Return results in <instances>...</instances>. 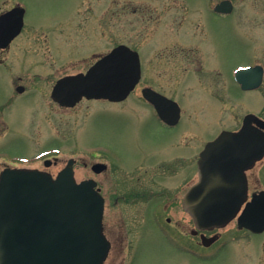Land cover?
Returning <instances> with one entry per match:
<instances>
[{
  "label": "rangeland",
  "instance_id": "374dc122",
  "mask_svg": "<svg viewBox=\"0 0 264 264\" xmlns=\"http://www.w3.org/2000/svg\"><path fill=\"white\" fill-rule=\"evenodd\" d=\"M196 1L201 0H0V12L17 2L26 11L24 34L9 50L0 52V97L10 87V76L29 81V99L41 96V103L36 98L22 100L9 108L7 117L0 114V168L12 164L56 175L73 159L78 181L97 179L108 204L104 224L112 241L104 264H264V233L238 227L237 234L235 219L217 227L224 245L200 246L199 237L191 233L196 228L194 219L182 209L180 195L174 208L162 212L159 226L155 218L143 221L144 207L126 201L131 187L128 174L111 160L92 156L97 149L132 169L138 158L155 160L178 151L172 150L178 139L179 145L191 140L197 154L203 142L218 135L221 128L239 129L247 113L264 118V81L256 90L247 91L235 79L238 66L252 61L264 64V49L256 47L264 42V31L251 29L245 20L248 15L264 18V0H233V13L219 27L221 50H211L210 56L219 62L221 82L210 79L207 84L212 95L219 92L216 96L211 97L197 80L177 84L170 78L172 72L183 70L184 65L174 62L188 53L186 25L191 3ZM239 17L242 24H238ZM181 32L185 33L181 36ZM119 44L143 55L146 72L124 102L84 99L74 107H62L50 99L57 78L85 71ZM22 54L29 56L25 62H21ZM201 60H206L204 53ZM196 69L191 68L192 72ZM44 78L48 84L42 83ZM145 83L160 86L180 103L183 121L177 130L164 129L141 103ZM47 158L52 161L49 168L44 164ZM98 161L107 162L108 168L95 175L91 166ZM195 173L189 185L198 180L196 164ZM247 174L248 195L264 189V157ZM152 184L169 187L158 178L144 185ZM182 186L187 187L186 183Z\"/></svg>",
  "mask_w": 264,
  "mask_h": 264
},
{
  "label": "water",
  "instance_id": "95a60500",
  "mask_svg": "<svg viewBox=\"0 0 264 264\" xmlns=\"http://www.w3.org/2000/svg\"><path fill=\"white\" fill-rule=\"evenodd\" d=\"M227 11L230 1H224ZM24 9L0 15V46L20 32ZM141 76L139 53L119 45L84 73L67 75L52 97L74 106L84 96L122 100ZM244 89L263 80L259 66L237 71ZM149 99L172 123L180 115L177 102L152 90ZM255 122L256 124H252ZM264 156V120L245 116L238 131H223L210 141L198 162L199 180L185 195V208L198 228L222 226L234 218L247 197L246 170ZM72 160L54 178L38 169L7 168L0 176V264H103L110 242L103 231L104 199L93 180L77 183ZM239 227L264 231V191L253 196L238 217ZM204 239V237H203Z\"/></svg>",
  "mask_w": 264,
  "mask_h": 264
},
{
  "label": "flooded vegetation",
  "instance_id": "af4514ba",
  "mask_svg": "<svg viewBox=\"0 0 264 264\" xmlns=\"http://www.w3.org/2000/svg\"><path fill=\"white\" fill-rule=\"evenodd\" d=\"M224 1H230L231 4L233 5V11H234L235 4H234L233 0H216V1H214V0H201V1H196V2L191 3L193 9L191 11V14L189 15L188 21L189 20L190 21L188 23V26L186 25V28H187L186 33L188 35V40H189L188 43L190 45V46H188V50H186L188 53L181 55L182 59L179 61L176 60V62H174L175 65L178 62V63L184 65V67H183V70L172 72L170 74V78L173 79L174 81H177V84H179V83L181 84V83H183V81L185 83V82H189L191 80L192 81L197 80L198 82H200V84H202L204 86L205 89H207L209 91L211 97L216 96L217 93H219V92H214L212 95V92L210 90V86L209 85L207 86V84H210V83H208V80H210V79L217 80V81L219 80L221 82V80H220L221 70H220V67L218 68L219 62H215L214 60L211 59L210 52H211V50H213V52L215 53L216 50H221V48H219V45H218L219 36L217 35V32L219 31V27L222 26L225 16L233 13V11L228 12L226 9L227 7L223 6ZM16 5H20V3H14L13 6H11L10 8H7L5 10L11 9L12 7H14ZM196 10L201 11V15H195ZM0 13H2V11ZM204 13H205V15H204ZM245 17H246V19L245 18L244 19L246 20L247 25L251 29L255 28V29H259L261 31H264V18H258L257 16H253V15H248ZM24 20H25V16H24ZM238 24H242V18L241 17L238 18ZM25 26H26V24L24 21V25H23L21 32L11 41V43L8 46L0 47V52L7 51L12 47L14 42L20 36H22L24 34V32L26 30ZM197 28L202 29L201 33L197 32ZM184 33L185 32H181L180 35L182 36ZM256 47H257V49H264V42H259V44L257 43ZM183 52H185V51H183ZM189 53H192L194 55L190 56ZM201 53L205 54L206 60H204V61L201 60ZM22 55H24V54H22ZM28 57L29 56H25V58L22 57L21 62H25V59H27ZM176 58L177 57L175 55V57H173V59H176ZM141 62H142V77H141V80L139 82V85H140V83L143 82V80L145 78L144 75L146 73L145 72L144 57L142 54H141ZM205 64L208 65L207 66L208 69L204 68ZM252 65H261L262 68L264 69V64L256 62V61L248 62V63H246L244 65H240L238 67L240 68V67L252 66ZM191 68L192 69L198 68V69H196L195 71L192 72ZM182 74L184 76H182ZM207 74L210 76H207ZM59 78H57L55 80V82L53 83L52 89H53L55 83L57 82V80ZM10 80H11L9 83L10 87L8 88V91H6L5 94L2 97H0V114L2 116L7 117V114L9 112V108L11 106H13L15 103L19 104V102L22 100L30 102L31 100L36 98V99H39L40 103H41V98H40L41 96L40 95L35 94L37 97H32V99H29V95H32V94H30L31 84L29 83V81L26 78L18 77L17 79H14V77L10 76ZM263 80H264V77H263ZM44 82H46L45 84L49 83V82L47 83V79H45V78H44V81L42 83H44ZM212 82H215V81H211V83ZM38 83H40V82H38ZM237 83H238V86L241 89H243L242 85L239 82H237ZM148 87L153 88L154 90L158 91L159 93L164 94V95H166L172 99H175L174 95L172 96V95L166 93L165 91H163L161 89L160 86H156L153 84L145 83L141 86V101H142L141 103L144 106L149 108V110L151 111L150 115L156 121H158L160 123V125L164 129H166L167 131H172L173 129H174L173 131L177 130V128H179L182 125L183 110H181L180 117H179V119L176 120V122L174 124L168 123L166 121V119H164L162 117V115L160 114V112L156 109L155 105L153 103H151L149 101V99L147 98V96L145 95L144 90L147 89ZM177 88L178 87H176V89ZM52 89H51V92H52ZM253 90H256V89H253ZM247 91H251V90H247ZM175 92L176 91L173 90V93H175ZM50 97H51V93H50ZM50 99L54 103L59 105L58 102H56L52 99V97ZM125 100L118 101V102H114V101H110V102L120 103V102H124ZM164 111H165L164 113L168 112L167 110H164ZM224 129L238 130V126L235 129L226 128V127L221 128L220 131H222ZM181 138L182 137H180V139ZM178 142H179V139L173 144V148H172V150L177 149L178 151H173L172 153H167L164 156H159V157L155 158V160L138 158L137 159L138 163L135 164L132 169L127 168V166H123L120 163H118L116 161L115 157L109 158V157L105 156L104 154L99 152L97 149H96V151H94L92 153V156L93 157H100V158L101 157L107 158L108 160H111L112 162H114L117 165L118 169H120L121 171L128 174L131 187L128 190V192L126 193L127 196L125 195L128 199L126 201H128L129 205H138V204L142 205L144 207V209L142 208V211L144 212L143 221L146 219H150V220L153 219L154 220V218H155L156 220H154V223H156L159 226L160 219L162 218V212L170 211L171 208H174L175 206L173 205V202L176 198H178L179 195H180V200H181V207L184 211H186V209L184 207V197H185L186 192L188 191V189L191 186V184L189 185L188 183L195 179V174H196L195 173V164L197 166V162H198V159L200 156V152L204 148V146L206 145V143L208 141H206L205 143L203 142V147L198 150L197 154L195 152V146L191 140H187L186 144L181 143L180 145L177 144ZM179 149H181V150H179ZM196 158H197V160H196ZM103 164H105V165H103ZM8 166H14V165L9 164V165H6V166L0 168V175L3 172V170ZM74 168H75V164H74ZM107 168H108L107 162H103V161L95 162L91 166V169L95 175L102 174L104 171L107 170ZM58 172H57V174H58ZM197 173H198V171H197ZM52 174L55 175L53 172H52ZM134 174H137V175L135 178H132V176L134 177ZM89 178H92V177H89ZM157 178L160 179V184H163V182H165V184H168L169 187L162 189L161 187H157V184L144 185L146 183L149 184L150 180H157ZM83 179H86V178H83ZM95 180L97 181V187L99 188L102 195L105 197V194L103 193L102 186L100 185V183L97 179H95ZM248 180H249V176H248ZM184 183H186V185H187L186 188H184L185 186H182L183 188L179 187V185L181 186ZM180 190L181 191L185 190V191L182 194H180ZM260 190H262V189H260ZM260 190H258V191H260ZM258 191L254 190V192H252V194L255 192H258ZM252 194H251V196L249 195V199H251ZM107 207H108V204H107V200L105 198V211H106ZM170 220H171V218L167 217V221L169 223H170ZM235 223H236V232L238 234V212H237V215L235 217ZM218 229L219 228H217V227H208L205 229L193 228L191 230V233L194 236L199 237L198 244L200 246H203L205 248H210L215 244L216 245L217 244L224 245V243H225L223 235L219 232H216V230H218ZM104 230H106L105 224H104ZM106 235L108 236L107 233H106ZM202 235H205L207 237L215 236V239L213 241H211L210 239L205 238V240L208 242V245H205L202 241V237H201ZM108 238H109V236H108ZM111 243H112V241H111Z\"/></svg>",
  "mask_w": 264,
  "mask_h": 264
}]
</instances>
